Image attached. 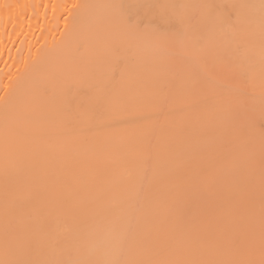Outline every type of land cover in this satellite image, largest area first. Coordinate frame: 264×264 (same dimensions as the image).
<instances>
[{"label":"bare ground","instance_id":"obj_1","mask_svg":"<svg viewBox=\"0 0 264 264\" xmlns=\"http://www.w3.org/2000/svg\"><path fill=\"white\" fill-rule=\"evenodd\" d=\"M0 264H264V0H0Z\"/></svg>","mask_w":264,"mask_h":264}]
</instances>
